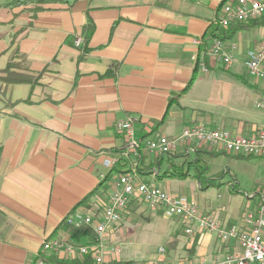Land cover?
<instances>
[{
	"label": "crops",
	"instance_id": "0c3cea01",
	"mask_svg": "<svg viewBox=\"0 0 264 264\" xmlns=\"http://www.w3.org/2000/svg\"><path fill=\"white\" fill-rule=\"evenodd\" d=\"M15 1L25 0L0 4V70L12 67L31 77V83L4 84L0 90V264H36L40 255L46 261L54 257L62 264H84L86 258L64 251L43 254L42 246L59 239L80 247L70 240L63 222L111 169L119 172L114 183L137 164L140 182L161 184L159 188L174 195L170 182L196 179L200 150L207 183L196 180L199 188L224 189L227 200L199 209L223 226L250 229L245 219L258 212L264 199V159H241L211 147L186 155V147L169 156V168L162 172L163 156L146 148L139 161L137 156L124 157L128 144L116 125L134 118L140 139L157 126L152 138L163 135L168 118L181 123L171 137L196 124L245 137L263 129L264 109L259 104L264 91L249 76L245 61L250 51L264 44V24L252 21L228 28L236 29L231 39L222 41L236 58L228 67L210 58L214 40L205 38L217 24L224 0H59L41 9ZM89 23L94 27L90 51L79 61L83 50L73 40L83 36ZM204 43L206 52L201 50ZM203 56L208 70L199 65L190 90L170 106L171 97L185 90ZM110 70L115 74L105 77ZM190 154H195L194 163H189L194 177L192 168L179 172L187 162L183 167L176 164ZM184 174V179L177 178ZM240 197L246 201L238 207L235 200ZM100 199H91L92 211ZM149 209L145 211L152 212L151 218L164 215ZM140 210L130 207L128 213ZM175 219L179 223L165 247V264L214 263L241 252L237 241L224 243L213 231L190 235ZM117 228L107 232V248H115L111 242Z\"/></svg>",
	"mask_w": 264,
	"mask_h": 264
},
{
	"label": "built area",
	"instance_id": "2783aa9c",
	"mask_svg": "<svg viewBox=\"0 0 264 264\" xmlns=\"http://www.w3.org/2000/svg\"><path fill=\"white\" fill-rule=\"evenodd\" d=\"M220 14L217 24L222 28L260 20L264 18V0H224L220 7ZM84 43L82 37L75 40V46L78 48ZM209 56L228 67L236 61L233 50L226 48L219 40H214ZM198 63L204 71L208 70L205 56L200 58ZM245 65L249 76L260 82L264 91V44L247 54ZM259 107L264 109V100ZM135 124L134 118H128L116 125L117 131L122 133L127 141L128 150L124 157L128 160L131 156L138 157L143 146L156 156H173L186 147H189L184 151L186 155L190 151L195 152L200 148L211 147L234 155L264 159V128L252 136L245 137L221 129H210L204 124H196L186 128L178 137L161 135L143 141L137 135ZM114 164L115 161L107 164V167L112 168ZM133 200L155 211H162L166 217L180 219L190 235L213 231L218 234L222 242L237 241L242 249L240 253L234 252L227 255L223 261L203 264H264V199L258 212L249 214L245 219L250 225L249 230L245 231L236 226L226 227L211 214L201 212L197 203L189 198L177 197L153 184L140 182L137 164H133L129 173L116 179L108 201L100 213L77 212L66 218L67 224L73 228H91L97 236L94 245L74 247L59 239L48 240L42 246L43 254L64 251L73 256L79 255L81 258L92 254L94 264H165L168 255L165 248L159 250L160 257L154 262H122L114 258L120 252L119 248L105 246L104 238L107 232L121 222ZM36 264L48 263L44 256L40 255Z\"/></svg>",
	"mask_w": 264,
	"mask_h": 264
},
{
	"label": "rangeland",
	"instance_id": "374dc122",
	"mask_svg": "<svg viewBox=\"0 0 264 264\" xmlns=\"http://www.w3.org/2000/svg\"><path fill=\"white\" fill-rule=\"evenodd\" d=\"M27 1L36 4L39 0ZM5 3L6 0H0L1 5ZM42 7L44 6L41 5L39 9ZM167 121L168 128L163 127L161 130L162 134L167 137L175 136L180 130V121L176 118H168ZM180 155L182 156V154ZM169 158V156H163L164 166L162 167V172L169 168ZM194 161L195 154H190L186 159L181 158L179 161H176L179 167H183L186 162L188 163L184 166V169H179V172H189V169L192 168L189 163H194ZM260 165L261 169L264 170V164ZM194 174L195 169L192 168L191 175L194 177ZM170 184L171 191L175 196L187 197L201 207L206 206V204L209 206L210 204H217L227 200L226 190H219L218 187L208 188L206 186L201 189L194 178H189L186 181L177 179L170 182ZM158 187H162V185L159 184ZM110 192L111 190L107 194H103L102 200L99 201L102 210L107 203ZM242 201H246V198L240 197L236 199L235 202L237 204L235 205L240 207L239 203H242ZM131 207H136L138 210L142 209L140 210L142 214L139 212L138 214L128 213V208L121 222L118 224L116 238L111 242V245L120 249V253L118 254L119 261L154 262L160 257L159 250L165 248L167 243L172 240L179 222L175 218H169L164 215L149 217V213H152L150 211L146 214V211L150 210L149 207L138 201L132 203ZM240 251H242L241 248Z\"/></svg>",
	"mask_w": 264,
	"mask_h": 264
},
{
	"label": "trees",
	"instance_id": "16d2710c",
	"mask_svg": "<svg viewBox=\"0 0 264 264\" xmlns=\"http://www.w3.org/2000/svg\"><path fill=\"white\" fill-rule=\"evenodd\" d=\"M59 0H39L38 2H36V4L40 5H47V4H51V3H57ZM17 4H21V5H26V4H32L31 1H17ZM41 9V8H40ZM38 10V8H37ZM255 23H259V25H263L264 24V20H258L257 22H253V24ZM243 25V24H240ZM221 28L218 24H214L208 31L207 35L205 36V38L207 39H212V40H219V41H225V40H229L233 37L234 33L236 32L235 28ZM94 31V27L89 23L87 25V27H85L84 29V34H83V39L85 41L84 45L82 47H80V49L83 50L82 55L79 58V61H83L86 57V55L89 53V48H88V44L89 41L91 39V36L93 34ZM75 40L74 39V44H75ZM202 51H208V47H207V43H204L201 47ZM198 71H199V64H197V67L195 69V72L191 78V80L189 81L188 85L186 86L185 90L182 93L179 94H175L171 97L170 99V106H172L174 103H177L179 98H181L186 92H188L191 88V86L193 85V83L196 81L197 77H198ZM114 70H110L108 71V73L106 74L105 77H109L114 75ZM239 80H241L244 84L249 85V81L244 78V77H239ZM23 83H31V77L24 75V74H19V73H15L14 71H12V67L7 68L6 70H0V90H1V86L5 85H11V84H23ZM165 119H163L160 123H158L157 125L161 126L163 124ZM158 128V126H157ZM157 128L153 131V133L147 134L145 135L142 140L145 141L148 138H152V136L155 135V132L157 131ZM144 148V146H143ZM201 153H203L202 150H200L199 152H197L198 154V159L196 160L195 164H196V169H197V173L195 174V178L196 180L201 184L204 185L207 183L206 179H205V174H206V169L207 167L201 165L202 161L201 160ZM162 158V156H157ZM238 158H246L247 160H251L254 159L253 157H243V156H239L237 155ZM141 159V153L138 156V161ZM137 172L139 173V165L137 168ZM127 174V173H126ZM119 175L118 169L117 167L111 169V171L109 173H107L104 178L101 180V182L99 183L98 187L91 193L89 194L85 199H83L74 209L73 211L70 213L74 214L76 212H79V210H85L87 212H84L86 214L88 213H100L102 210V207L100 206V203H98V206L96 208L95 211H92L94 209L93 204L91 202V199L93 197H102L103 194L107 193L110 190L111 185L113 184V181L115 179L116 176ZM124 175V174H122ZM120 175V176H122ZM119 176V177H120ZM118 177V178H119ZM172 178H175L176 175L173 174L171 175ZM177 178H185V174L182 176H179ZM102 200V199H100ZM99 200V201H100ZM108 201V200H107ZM137 202V200H133L131 202V204L129 205L128 208L131 207L132 203ZM136 208V207H134ZM63 226H64V230L67 232L68 237L70 238V240L74 241V244H76V246H92L96 243V239L97 236L94 233V231L89 228V227H83L82 229H76L73 228L71 226H69L66 222V220L63 222ZM58 234V230L55 231V235ZM197 242H198V237H196L194 239V243H193V248L191 249V253L194 254L195 250H196V246H197ZM167 253L169 254L168 250ZM48 263L51 264H62L60 261H57L54 257H51L50 259H47ZM64 264V263H63ZM84 264H94V259L92 254H90L89 256L86 257L85 259V263Z\"/></svg>",
	"mask_w": 264,
	"mask_h": 264
}]
</instances>
